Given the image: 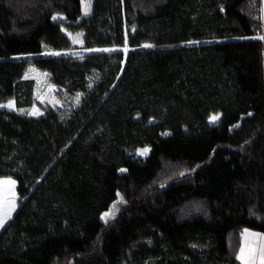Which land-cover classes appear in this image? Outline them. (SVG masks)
I'll return each instance as SVG.
<instances>
[{"label": "trees", "instance_id": "obj_1", "mask_svg": "<svg viewBox=\"0 0 264 264\" xmlns=\"http://www.w3.org/2000/svg\"><path fill=\"white\" fill-rule=\"evenodd\" d=\"M261 1L92 0L74 22L79 0H0V102L32 103L29 64L80 94L0 107L20 199L0 264H241L242 231L264 232ZM78 47L109 50L51 54Z\"/></svg>", "mask_w": 264, "mask_h": 264}, {"label": "rangeland", "instance_id": "obj_2", "mask_svg": "<svg viewBox=\"0 0 264 264\" xmlns=\"http://www.w3.org/2000/svg\"><path fill=\"white\" fill-rule=\"evenodd\" d=\"M79 4L81 8V15L79 18L73 19L74 22L80 21L83 17H86L91 13L92 0H79ZM261 17L263 23V32L259 37L262 38L264 42V0L261 1ZM53 18L59 20H71L61 13H55L53 15ZM62 30L74 43H76L77 45L82 44L81 30L70 31L65 26L62 27ZM145 45H149V43L145 42L142 44V46L144 47ZM112 49H121V47H113ZM106 50L109 49L107 47H78L74 49L51 51V54H68L74 57H79L87 52ZM23 77L26 79H32V103L29 106L17 107L15 105L14 99L10 98L6 101L0 102V107L13 109L19 113L38 116L40 114H43V112L47 108L68 109L69 107L77 104L80 98V94L69 95L65 91L64 87L49 82L47 73L44 70L36 68L31 64L26 67ZM213 116H218V113H212L209 117L210 121H212L211 117ZM145 149H147L148 152L147 146L138 147L135 150V153L144 156L147 152L144 154L141 153H143ZM15 186L16 182L12 177L5 176V180L0 179V206L3 212L2 215L7 213L10 217L13 211L18 206V202L20 199L15 191ZM115 201L107 210L103 211L100 214L101 218L104 219V213L113 212ZM7 220L8 218L5 220V222ZM236 258L240 261L241 264H264V232L252 228H245L241 234L240 243L236 252Z\"/></svg>", "mask_w": 264, "mask_h": 264}, {"label": "snow or ice", "instance_id": "obj_3", "mask_svg": "<svg viewBox=\"0 0 264 264\" xmlns=\"http://www.w3.org/2000/svg\"><path fill=\"white\" fill-rule=\"evenodd\" d=\"M145 46H146V47H150V45H145ZM218 118H219L218 116H213V117H211V120H212V122H215ZM146 152H147V149H145L144 152L141 153V154H144V153H146ZM13 183H14V182H13ZM111 215H112L111 212H106V213H104V218H107V217H109V216H111ZM7 218H9V216H8L7 213H5V214H3V215H0V226H3V224H4V222H5V220H6Z\"/></svg>", "mask_w": 264, "mask_h": 264}, {"label": "crops", "instance_id": "obj_4", "mask_svg": "<svg viewBox=\"0 0 264 264\" xmlns=\"http://www.w3.org/2000/svg\"><path fill=\"white\" fill-rule=\"evenodd\" d=\"M2 177V176H1ZM1 180H5V176H3L2 178H0Z\"/></svg>", "mask_w": 264, "mask_h": 264}]
</instances>
